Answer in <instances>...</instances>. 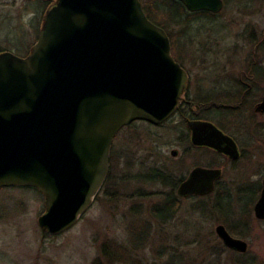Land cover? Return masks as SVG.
I'll return each instance as SVG.
<instances>
[{
    "label": "water",
    "instance_id": "obj_1",
    "mask_svg": "<svg viewBox=\"0 0 264 264\" xmlns=\"http://www.w3.org/2000/svg\"><path fill=\"white\" fill-rule=\"evenodd\" d=\"M178 1L192 12L223 7L222 0ZM188 83L167 32L140 0H56L26 57L0 53V189H36L44 198L43 235L69 231L102 190L120 131L136 121L166 122ZM257 111L264 113V100ZM188 124L195 145L241 158L235 140L213 123ZM222 175L196 168L177 194L211 195ZM254 215L264 221V180ZM216 234L227 249L248 252V242L224 225Z\"/></svg>",
    "mask_w": 264,
    "mask_h": 264
},
{
    "label": "rangeland",
    "instance_id": "obj_2",
    "mask_svg": "<svg viewBox=\"0 0 264 264\" xmlns=\"http://www.w3.org/2000/svg\"><path fill=\"white\" fill-rule=\"evenodd\" d=\"M55 2L0 0V53L10 52L26 57L37 42L48 6ZM170 12L175 14L176 10ZM236 16L233 5H230L213 21L210 18L201 20L197 16L190 26L169 25L174 40H179L172 45L173 57L185 58L183 62L186 70L195 73V76L204 72L202 77L208 82L218 77L228 78L226 74L246 71L253 51V45L247 39L253 33L241 30L243 26L233 21ZM183 30L185 35L187 33L186 37L180 36L178 39V34ZM255 34L261 35L262 32ZM259 66L263 79L256 85L253 94L255 102H260L264 96V63ZM213 117L209 119L219 126L218 115ZM255 117V124L264 127V117ZM133 126L121 132L113 141V158L110 160L113 176L109 185L104 184L87 213L73 228L61 235H43L38 218L45 212L44 198L36 189L19 188L0 192V264H92L96 261L101 264H122L105 259L101 248L106 243L127 244V225L131 218H140L142 215L153 220L151 207L161 203L169 189L154 181L147 183L145 176L150 170L166 173L169 181L175 182L186 178L195 166L209 167L208 163H216L210 167L223 169L220 185L230 195L229 199L223 200L229 213L243 212L254 201L260 183L259 199L264 180V131L256 135L253 128L252 134L246 135L236 131L237 126L224 130L225 134L238 142L243 154L238 162L230 163L215 158L208 151L204 157L203 151L194 150L184 155L183 150L188 144L185 143L180 149L182 143L172 135L169 125L155 128L138 122ZM173 149L179 150L177 160L171 156ZM197 161H203L204 164L199 165ZM245 187V193L240 191ZM138 193L142 195L141 199L136 196ZM205 197H210L212 201L215 196L213 193ZM178 198L180 209L172 226L178 231L190 225L193 233H201L200 241L196 240L197 243L193 244V257L214 252L211 247L221 242L216 234V227L223 225L220 220H216L219 215H212L210 208H206L207 212L203 208L197 210V207L208 204L203 197ZM254 205L251 233L247 238L234 237L247 241V253L256 258L257 264H264V221L255 218ZM135 211L140 213L136 214ZM153 227L152 240L146 250L138 253L143 264L161 262L154 254L155 245L161 236L158 226L154 224ZM172 228L165 235L170 236V239L175 230ZM222 252L221 258L225 264L229 260L231 264L240 255L229 249Z\"/></svg>",
    "mask_w": 264,
    "mask_h": 264
},
{
    "label": "trees",
    "instance_id": "obj_3",
    "mask_svg": "<svg viewBox=\"0 0 264 264\" xmlns=\"http://www.w3.org/2000/svg\"><path fill=\"white\" fill-rule=\"evenodd\" d=\"M143 6V10L150 21H152L155 25L163 28L170 37L171 45L174 46L173 32L169 29V25L175 26H190L192 20H195L198 17H201V20L210 18L211 21L214 19V15L210 13H200V14H192L189 15L185 11V7L178 0H140ZM51 6V4H50ZM48 6V8L50 7ZM176 10V13L173 14L170 11ZM189 16L186 18V16ZM156 16L158 19H156ZM198 16V17H197ZM187 35V33H186ZM185 31L183 30L178 34V39L180 36L186 37ZM183 43V42H182ZM184 44V43H183ZM172 46V47H173ZM182 64L181 60L176 58ZM259 64L255 65L250 69V64L246 67V72L250 70L252 73L259 74ZM258 78V77H256ZM236 80V79H234ZM220 92L215 95H211L209 93L200 94L196 96L197 103L206 104L207 108H213L207 113L204 114V118L213 119V115H218V124L223 129L226 130L234 125L237 126L236 131L244 132L246 135H251L252 130L254 128V134H260L264 131V127L257 126L254 122V112L252 110V105H249L248 95H244V89L241 88L240 85L235 84L232 85H221L219 87ZM214 101L218 107L214 105H209ZM212 112V113H210ZM255 136V135H254ZM111 158H113V151L111 154ZM113 173L110 171L109 176L105 182V185H109L112 179ZM146 182L154 181L156 183H161L169 192L166 193L165 199L150 209V215L153 220H149L144 218L142 215L140 218L138 216L136 218H131L130 222L127 225V244L121 245L116 243H106L102 248V256L112 263H122V264H143L139 260V251L143 252L146 250L149 242L152 240V230L153 225L156 224L158 226L160 239L157 240L158 243L155 245L154 254L158 257L161 262L159 264H225L222 262L223 251H226V247L223 244H216L214 247H211V250H214L212 253H203L200 254L199 257H193V244H196L200 241V232L193 233L190 229V225H187L183 230L176 229L175 226H172V222H176V214L180 209V200L177 196V188L179 186L180 181L170 182L166 173L152 171L145 176ZM260 183L258 185V192L254 201L248 204L243 212L240 213H229L228 210L225 209L223 200L229 199V193L221 187L219 184L214 192V199L211 201L210 197H203L204 200L208 202V204L197 207V210L210 208V213L215 216L218 214L216 220H220L223 225L227 228V230L233 235L241 238H247L251 233V216H252V208L259 196L260 192ZM11 189H19V188H3L0 189V192L7 191ZM31 188H22L19 190H25ZM243 193L246 191V187L240 189ZM116 193V192H115ZM140 199L142 198L141 194H136ZM198 198V197H197ZM206 202V203H207ZM196 208V207H195ZM207 212V209H206ZM135 213H140V211H135ZM135 214V215H136ZM231 214V217L229 215ZM205 215V214H204ZM207 216V215H205ZM191 223V222H190ZM170 227H173L174 230L173 238L170 239L168 233L171 231ZM163 229V230H162ZM193 234L195 236H193ZM209 248V245H207ZM233 253V252H232ZM256 258L249 253L240 254L237 258L233 259L231 264H257ZM230 263V260H229ZM227 263V264H229ZM92 264H101L98 261ZM156 264V263H153Z\"/></svg>",
    "mask_w": 264,
    "mask_h": 264
},
{
    "label": "flooded vegetation",
    "instance_id": "obj_4",
    "mask_svg": "<svg viewBox=\"0 0 264 264\" xmlns=\"http://www.w3.org/2000/svg\"><path fill=\"white\" fill-rule=\"evenodd\" d=\"M222 2H223V7L217 13H212L209 11L192 12V11L188 10L187 7L182 2L181 3L185 7V11L189 15L200 14V13H210V14L214 15L215 19L217 17H219L221 15V13H223L227 7H229L230 5H233L234 12L237 13L236 19L233 20L235 22V24L243 26V28H241V30L246 31V32L249 31V32L253 33L252 35H249V37L247 39L250 42V44L253 45V51H252L251 56L248 60V63L250 64V69H252V67H254L257 64H263L264 63V23H263L264 22V0H222ZM230 2H233V4H230ZM256 32H262V34L257 35V34H255ZM184 47L186 49L185 45H184ZM186 52H187V49H186ZM174 59L186 71L188 78H189L188 89L185 92V94L183 95V99L181 101L179 108L163 124L153 125V124H150V123L144 122V121H136V122L132 123L130 126L123 128L118 135H120L121 132H123L124 130H126L128 128L134 127L133 125L137 124L138 122H143V123L149 124L155 128H162V127L164 128V127L169 125L171 127L172 135L174 134L175 139L180 141V143H182L181 147H179V148L182 149V147L184 146L185 143L188 144L187 145L188 147L183 150L184 155H187L190 153L189 151L194 150V151H203V153H204L203 157H204L206 151H208V152L213 153L216 156L215 158L218 157L219 159L227 160V162H230V163L238 162L242 158L243 154H242L240 145L238 144V142L234 138L233 139L237 143L238 148L241 152V158L239 160H232L229 157H227L226 155L218 153L214 149H211V148H208L205 146L195 145L192 142V131H191L188 123L191 121L192 122L208 121V122H211L214 125H216L223 132H225L216 123H214L210 119L204 118V114L207 113V111L212 110L213 108H207L206 104L197 103L196 102V96L203 94V93L204 94L209 93L211 95H215L218 92H220L218 90H219V87L221 85H227V84L232 85V86H235V84L240 85L241 88L244 89V95H248V98L250 101L249 105H252V110L254 112V115L255 116L262 115L264 117V113H260L257 111V107L264 100V96L262 97L260 102L253 101V94H254V91L256 90V85L260 80L263 79L262 74L259 72V74H256L257 76H255V74L252 73L251 70L249 72L242 71V72H239L238 74L237 73L226 74V76H228V78L227 77H225V78H222V77L219 78L218 77V78H215L212 81L208 82V81H205L204 78L202 77L203 75H205L204 72L203 73H197V76H195V73L192 74L191 72L186 70V68L184 66V62H183V60L185 58H179L181 60L182 64L175 57H174ZM259 68H261V67H259ZM236 75H238V78H235V77H237ZM256 77H258V78H256ZM234 79H236V80H234ZM259 83H261V82H259ZM206 85H208V86H206ZM210 104L214 105L215 107H218V105L214 101H212V103H209V105ZM210 113H212V112H210ZM170 124H173V125H170ZM233 126H236V125L233 124ZM174 153H176V154L174 155ZM171 156L173 157V159L177 160V158L179 157V150L178 149L171 150ZM197 162L199 165L204 164L203 161H197ZM214 164H216V163H208L209 167L195 166L190 171L188 176L180 181L179 186L181 185L182 182H184L185 180H187L189 178L191 172L193 170H195L196 168L216 169V167L215 168L210 167L211 165H214ZM221 170L223 171V169H221ZM220 181H221V179L216 182V188L220 184ZM179 186H178V188H179ZM178 188H177V190H178ZM177 190H176V192H177ZM177 196H178V194H177ZM192 197H196V196H192ZM189 198H191V197H189Z\"/></svg>",
    "mask_w": 264,
    "mask_h": 264
}]
</instances>
